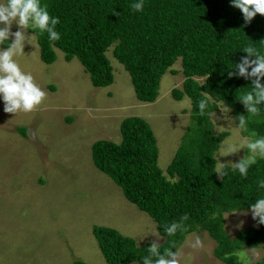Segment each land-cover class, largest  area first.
Here are the masks:
<instances>
[{"label": "trees", "instance_id": "1", "mask_svg": "<svg viewBox=\"0 0 264 264\" xmlns=\"http://www.w3.org/2000/svg\"><path fill=\"white\" fill-rule=\"evenodd\" d=\"M139 0H40L52 17L59 19L58 41L52 42L46 32L37 35L40 57L46 63L56 60L55 47L65 53L67 61L77 57L90 74L95 86L114 82V68L107 55H113L130 73L136 96L153 102L159 96L163 75L181 58L185 77L181 87L172 89V96L192 101L191 125L167 166V174L159 166L157 138L150 122L140 116L121 121L122 141L99 139L92 145L96 166L108 174L125 197L148 213L164 237L161 251L180 247L194 231H208L217 242L214 255L225 264H245L238 252L245 247H258L264 238V224L241 228L232 237L226 229L224 214L250 209L251 203L264 196L257 181L264 179V158L249 168L247 177L228 169L221 179L215 173L216 151L230 134L216 133L207 114L221 103L232 107L237 118L249 114L238 96L252 89V80L239 75L234 66L248 54L251 45L264 54V15L257 14L246 24L242 12L231 0H143L144 8H132ZM113 12L119 13V15ZM1 26V25H0ZM10 41L2 46L8 47ZM253 59L255 57H252ZM251 71V69H249ZM198 78H203L200 81ZM264 84V79L261 80ZM210 96L205 115L200 114L199 101ZM261 113L250 117L244 133L264 137V104ZM239 120V119H238ZM26 134V129L20 127ZM219 210L216 219L211 213ZM188 216V232L169 237L165 225ZM93 233L109 264L143 263L151 242L138 245L133 237L111 226L94 225ZM176 251V249H173ZM72 264H88L75 259Z\"/></svg>", "mask_w": 264, "mask_h": 264}, {"label": "rangeland", "instance_id": "2", "mask_svg": "<svg viewBox=\"0 0 264 264\" xmlns=\"http://www.w3.org/2000/svg\"><path fill=\"white\" fill-rule=\"evenodd\" d=\"M16 30L14 23L12 31ZM27 35L33 36V44L26 43L24 53L15 59L22 71L33 75L47 98L35 111L15 116L4 111L0 95V264H72L75 259L109 264L93 233L94 225L114 227L138 245L161 244L164 237L152 233L158 231L155 220L96 166L92 145L99 139L121 142V121L143 117L154 130L159 166L167 174L184 134L195 122L190 97L172 96V89L181 87L185 79L181 58L172 66L178 73L167 71L158 98L146 102L137 98L131 75L113 55V46L107 55L114 82L99 87L77 57L67 61L57 47L56 60L44 62L37 35L29 30ZM225 106L228 119L222 118L225 114L219 108L214 111L217 125L213 121L216 133L219 127L230 132L223 141L262 137L245 134L233 108L220 105ZM219 150L217 163L239 162L250 155L246 148L228 156H219ZM244 211L224 214H230L225 222L232 237L241 229L236 227L240 221H244L242 228L255 224L251 212L243 215ZM195 236L202 238L205 247L193 250L183 243L181 264H225L214 255L217 242L208 231H194L186 237ZM254 249L258 257H253ZM238 254L245 264H264V238L260 246L245 247Z\"/></svg>", "mask_w": 264, "mask_h": 264}, {"label": "clouds", "instance_id": "3", "mask_svg": "<svg viewBox=\"0 0 264 264\" xmlns=\"http://www.w3.org/2000/svg\"><path fill=\"white\" fill-rule=\"evenodd\" d=\"M233 7L238 8L242 14L246 24H250L257 14L264 15V0H231ZM132 8L136 11H142L144 8L143 0L134 3ZM119 15L117 12H113ZM18 26V30L12 31L13 24ZM59 19L52 17L47 11V6H42L40 0H0V45L6 41H10L8 47L0 50V95L3 96L4 111L14 114L31 113L35 111L47 98V93L35 82L31 73L22 71L15 57L24 53L26 43L33 44V36L27 35L29 29H38L41 33L46 32L50 41L55 42L60 39V34L56 30ZM248 55L243 57L239 63H236L235 72H228V77L234 75L246 78H255L252 80V89L245 94L238 96L245 105L248 116L240 115L239 128L247 130V123L250 117H257L261 113L260 105L264 104V54H261L254 46H247L243 50ZM252 57H255L254 59ZM251 69V71H249ZM211 101L210 96H204L199 101L200 114L205 115L206 109ZM225 114L222 118H227L229 109L219 107ZM216 124L214 111L207 113ZM231 121L229 120V124ZM217 125V124H216ZM217 128V127H216ZM224 127H219L222 133ZM252 137H257L255 131L251 132ZM241 148H246L250 155L242 158L239 162L222 163L220 160L215 166V173L223 179L228 169L237 171L242 177H247L249 168L257 163V157L264 158V137L255 139L244 138L242 140L226 139L222 142L219 156H228L237 153ZM257 186L264 189V179L257 181ZM239 211V210H238ZM238 211H232L236 213ZM251 212L252 218L257 221V225L264 224V196L257 198L251 203L250 209L245 210L242 214L247 215ZM221 213L217 209L211 213V218L216 219ZM230 214L224 215L227 218ZM188 216L185 214L178 221L165 225L164 231L167 236L172 237L177 233L184 234L188 232V226L185 221ZM244 221H240L236 227L242 228ZM157 237L160 236L158 231L152 232ZM184 245L193 250H203L205 245L200 236L194 239L185 237ZM148 249L149 255L143 258V264H181L183 252L181 248L176 247L173 243L172 247H168L161 251L160 243L153 241ZM176 249V251H173ZM253 257L260 255L255 249L252 252Z\"/></svg>", "mask_w": 264, "mask_h": 264}]
</instances>
